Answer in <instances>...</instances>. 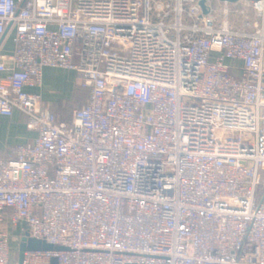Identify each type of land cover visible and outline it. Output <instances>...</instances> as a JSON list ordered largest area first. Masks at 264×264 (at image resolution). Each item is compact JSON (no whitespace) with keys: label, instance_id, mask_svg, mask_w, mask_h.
Listing matches in <instances>:
<instances>
[{"label":"built area","instance_id":"built-area-1","mask_svg":"<svg viewBox=\"0 0 264 264\" xmlns=\"http://www.w3.org/2000/svg\"><path fill=\"white\" fill-rule=\"evenodd\" d=\"M214 1L0 0V114L35 132L0 157V264L19 222L69 248L22 264H264V0ZM46 67L87 90L68 120Z\"/></svg>","mask_w":264,"mask_h":264},{"label":"crops","instance_id":"crops-1","mask_svg":"<svg viewBox=\"0 0 264 264\" xmlns=\"http://www.w3.org/2000/svg\"><path fill=\"white\" fill-rule=\"evenodd\" d=\"M4 45L9 47L10 38L6 39ZM229 64L241 67L242 62L229 60ZM236 74H241V70H236ZM39 91L43 96L44 104L55 114L58 120H68L72 110L82 106L87 99V90L76 84L75 71L65 68H44L43 82ZM25 121V117L17 110H14L10 115L0 114V157L5 155L8 146L25 143L35 137V132L26 127ZM8 227H11L10 230L14 232L19 230L15 227L13 229L10 224H6L4 228L8 234ZM17 238L20 239L18 236Z\"/></svg>","mask_w":264,"mask_h":264},{"label":"water","instance_id":"water-1","mask_svg":"<svg viewBox=\"0 0 264 264\" xmlns=\"http://www.w3.org/2000/svg\"><path fill=\"white\" fill-rule=\"evenodd\" d=\"M231 2H235L238 0H227ZM200 5L203 9L204 13H207V9L205 6V0H200ZM52 244H48L47 242L37 239L29 234V232H25L19 242V251H18V257H17V263L22 264L24 254L26 251H68L69 248L65 246L55 245L53 250H51L50 247ZM50 264H57V261L55 258L51 259Z\"/></svg>","mask_w":264,"mask_h":264},{"label":"rangeland","instance_id":"rangeland-1","mask_svg":"<svg viewBox=\"0 0 264 264\" xmlns=\"http://www.w3.org/2000/svg\"><path fill=\"white\" fill-rule=\"evenodd\" d=\"M218 2L217 0L214 1V5H216ZM226 64H229V61H226ZM17 228L16 229H19L17 230L16 232L10 230L11 227H8L7 229L9 230V237H10V246H11V258L12 260L15 262L17 260V257H18V251H19V240L16 239V237L18 236L20 239L22 237V235L24 234V230H25V226L22 224V223H17ZM13 228V227H12ZM14 229V228H13ZM14 232V233H13ZM43 240V239H41ZM45 241V240H43ZM47 241H45L46 243ZM48 243V242H47ZM48 244H52V243H48ZM52 247L51 250H53L54 248V244L51 245Z\"/></svg>","mask_w":264,"mask_h":264}]
</instances>
